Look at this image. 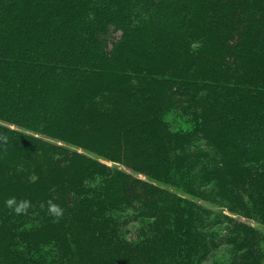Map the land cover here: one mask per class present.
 Instances as JSON below:
<instances>
[{"label": "trees", "instance_id": "trees-1", "mask_svg": "<svg viewBox=\"0 0 264 264\" xmlns=\"http://www.w3.org/2000/svg\"><path fill=\"white\" fill-rule=\"evenodd\" d=\"M103 160L264 223V0H0V264H201L212 222L262 264L264 231Z\"/></svg>", "mask_w": 264, "mask_h": 264}, {"label": "rangeland", "instance_id": "rangeland-1", "mask_svg": "<svg viewBox=\"0 0 264 264\" xmlns=\"http://www.w3.org/2000/svg\"><path fill=\"white\" fill-rule=\"evenodd\" d=\"M166 120L169 122L172 130L174 131H182V130L188 131L193 128V122H191V114L187 113L186 111H183L182 109L181 110L174 109L172 111H168L166 113ZM194 144L195 146H199L204 150L207 149L205 143L200 139L196 140ZM103 161L111 167L125 169L137 177H141L146 181H150L151 183L157 184L162 188H166L170 190L172 193H175L177 196H180L183 199H189V201H194V203L203 206L204 208L208 209L206 210L207 213H213L211 214L212 219L211 218L210 219L213 220L214 223L217 220L213 218L216 213L222 212V213H229L230 215H232V213H230L227 210V207L223 206L222 202L218 201V199H216L211 194H208L209 195L208 198L205 197L203 198L201 196H195L194 194L189 193L185 183L179 180L180 178L179 175H176V179H174L176 180L175 182L166 183L163 181H158L149 178L144 174H140L138 172L129 170L117 162H111L109 160H103ZM173 174H177V172L175 171L173 172ZM115 213H117L116 217L118 216V219L121 222V229L119 230L123 233L126 239L129 240L130 238H135L140 235L139 233L142 230V228L144 229L145 224L143 221H141V218L135 215V213L132 210L127 209ZM232 216L237 218L239 221H244L264 231V223L262 222H259L254 219L246 218L239 214H233ZM205 218L206 220L209 219V217H205ZM211 224H212L211 226L210 225L207 226V229L209 228L210 230L208 231H210V234H213V237H216L218 240L217 243H215V245L211 247L210 251L205 256L202 257L201 264H232L233 262L239 264L237 260H238V256L241 253L237 252V250H235V248L232 245L225 243V240L223 238H220L222 235H225L224 228L227 225L225 223L221 224L220 222L216 223L215 225L213 224V222ZM262 264H264V257L262 259Z\"/></svg>", "mask_w": 264, "mask_h": 264}, {"label": "clouds", "instance_id": "clouds-1", "mask_svg": "<svg viewBox=\"0 0 264 264\" xmlns=\"http://www.w3.org/2000/svg\"><path fill=\"white\" fill-rule=\"evenodd\" d=\"M6 140V137L4 138ZM5 206L15 215H26L33 207L30 200L22 199L17 200L15 197H10L5 201ZM41 207H44L41 205ZM47 214L52 217L53 223H58L63 217L64 209L52 200L47 201Z\"/></svg>", "mask_w": 264, "mask_h": 264}]
</instances>
